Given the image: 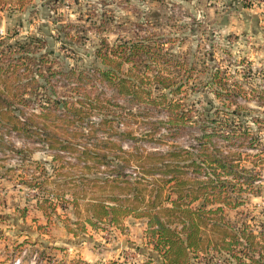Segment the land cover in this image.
Wrapping results in <instances>:
<instances>
[{
    "label": "rangeland",
    "instance_id": "obj_1",
    "mask_svg": "<svg viewBox=\"0 0 264 264\" xmlns=\"http://www.w3.org/2000/svg\"><path fill=\"white\" fill-rule=\"evenodd\" d=\"M135 33L153 34L164 68L184 84L181 93L168 92V98H182L192 118H199L203 106V116L224 118V101L231 97L226 94H233L235 82L245 89L246 97L233 94L236 99L230 107L245 105L264 118V108L257 107L253 98L264 92V0H0V95L6 96L9 85L30 99L25 107L15 103L13 114L22 118L40 112L42 105L53 108L45 99L33 101L28 95L22 65L17 68L21 74L7 80L10 62L24 57L31 59V69L35 70L32 63H41L40 71L55 86L65 80L57 71H83L90 78L84 84L86 94L106 106L91 108L69 128L82 132L76 142H45L0 121V253L13 258L12 264L16 258H21L19 264H30L33 255L35 264H141L151 259L162 264L148 242L145 217L129 214L117 224L94 221L96 226L85 222L89 200L96 196L110 200L109 193H99L97 186H107L105 178L117 175L113 169H119L120 180L138 179L143 201H148L154 176L169 178L171 173L147 172L155 160L137 161L133 154L166 156L175 148L196 152L204 132L196 123L170 130L163 107L139 106L131 96L100 80L99 72L106 68L97 56L102 41L113 46ZM42 66L52 69L46 72ZM128 67L124 63L122 70ZM212 75L223 84H210ZM36 80L48 85L42 76ZM152 93L157 95L156 90ZM61 94L50 96L62 98ZM65 98L84 100L77 94ZM52 110L64 113L60 108ZM51 120L55 118L48 116L47 122ZM153 123L158 125L152 133ZM213 124L204 128L210 130ZM260 132L264 140V125ZM221 134H213L211 142L224 150L235 147ZM85 149L102 150L106 156L99 163L82 157ZM84 165L89 168L83 169ZM261 170L259 194L246 193L243 204L223 211L229 223L245 222L254 233L264 228V165ZM106 192L118 189L107 187ZM168 192L165 185L158 199L163 204ZM133 203L138 204L135 198ZM189 258L191 264L225 263L224 256L212 253L190 252Z\"/></svg>",
    "mask_w": 264,
    "mask_h": 264
},
{
    "label": "trees",
    "instance_id": "obj_2",
    "mask_svg": "<svg viewBox=\"0 0 264 264\" xmlns=\"http://www.w3.org/2000/svg\"><path fill=\"white\" fill-rule=\"evenodd\" d=\"M97 56L100 63L106 66L99 72L100 80L105 79L117 92L131 96V100L137 102L139 106L148 103L163 107L167 117L164 122L168 124L170 130L171 127L178 129L181 125L196 123L204 132L199 136L201 142L196 152L187 148H175L167 151L166 156L161 153L133 154L137 161L148 158L155 160L147 172L171 173L169 178H165L164 175L154 176L155 186L146 202L143 201L140 188L136 185L138 179L120 180L119 169H113L117 173L116 177L105 178L103 183L107 185L106 187L101 184L97 186L99 193L102 190L103 193H109L107 195L110 200L99 199L97 196L89 200L85 205L88 213L85 222L96 226L94 221L117 224L121 218L129 214L145 217L148 242L151 249L159 254L162 264H191L190 252L222 255L225 257L224 264H264V228L254 233L248 229L245 222L232 225L223 215L225 208L243 204L246 193L257 195L261 191L259 179L264 165V140L260 129L264 125V118H261V112L245 105L237 104L235 108L230 107L236 99L233 94L237 96L238 92H246L245 89L238 82L232 84L233 94H226L227 97H231L225 98L224 101L227 103L224 104L226 107L224 118L203 116L206 115V108L203 106L198 113L199 118L195 119L192 118L191 109L182 98H168V92L172 95L181 93L184 84L183 81H177L175 77L170 76L169 70L164 68L163 61H160L162 57L159 45L152 33L145 36L135 33L131 37L118 40L113 46L104 39L102 46L97 49ZM17 60V63L10 62L12 70L9 71L7 80L16 78L20 73L17 71L18 65H22V74L26 80L23 85L29 88L28 95L33 101L45 99L53 108L41 104L42 110L38 113L31 112L22 118L14 115L13 105L19 103L25 107L30 99L8 85L6 96L0 95V121L8 123L28 137L44 139L45 142L81 140L78 136L82 135V132L69 128L76 126V121L88 114L91 108L106 107L97 97L90 98L86 94L84 84L89 76L87 77L83 71L77 72L74 68L68 71L59 70L57 72L61 74L62 80H65L55 86L43 74V70L40 71L41 63L35 66L32 63L34 70L31 69V59L24 57ZM124 63L129 64L126 71L122 70ZM41 69L49 72L52 67L42 66ZM36 76H42L48 85L39 84ZM211 79L210 84H223L215 75H212ZM58 87L62 90L59 91ZM153 90L157 91V95L152 93ZM50 93L52 95L62 93L63 97L51 99ZM73 94L84 100L76 98L71 101L65 98ZM253 98L257 107L264 108L263 91H259ZM54 108L62 109L63 115L56 114L52 110ZM247 114L249 117L245 116ZM48 116L55 118V121L47 122ZM212 122L215 124L211 125L210 130L204 128ZM157 125L152 124L150 128L152 133L157 129ZM90 133L94 134V129ZM213 134H221L226 143L235 147L222 149L215 142H211ZM59 145L62 146L61 143ZM244 148L255 149V152L248 153ZM104 153L102 150L96 152L85 149L81 155L95 158L101 163L106 156ZM84 168L89 167L84 165ZM165 185L169 192L176 195L173 197L168 192L166 203L163 204L158 199ZM107 187L117 188L118 192H106ZM134 198L138 204L133 203ZM40 203L37 205L43 208ZM112 264L122 263L112 261ZM141 264L157 263L151 259Z\"/></svg>",
    "mask_w": 264,
    "mask_h": 264
},
{
    "label": "crops",
    "instance_id": "obj_3",
    "mask_svg": "<svg viewBox=\"0 0 264 264\" xmlns=\"http://www.w3.org/2000/svg\"><path fill=\"white\" fill-rule=\"evenodd\" d=\"M12 259L10 256L0 253V264H12Z\"/></svg>",
    "mask_w": 264,
    "mask_h": 264
},
{
    "label": "built area",
    "instance_id": "obj_4",
    "mask_svg": "<svg viewBox=\"0 0 264 264\" xmlns=\"http://www.w3.org/2000/svg\"><path fill=\"white\" fill-rule=\"evenodd\" d=\"M35 258H36V255H33L30 264H35V263H36V262H35ZM20 261H21V258H16V259L14 260V264H19Z\"/></svg>",
    "mask_w": 264,
    "mask_h": 264
}]
</instances>
